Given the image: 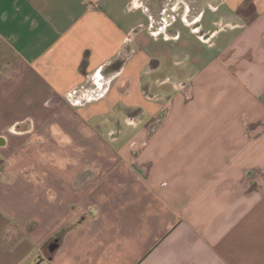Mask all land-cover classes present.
Listing matches in <instances>:
<instances>
[{"label":"crops","instance_id":"0c3cea01","mask_svg":"<svg viewBox=\"0 0 264 264\" xmlns=\"http://www.w3.org/2000/svg\"><path fill=\"white\" fill-rule=\"evenodd\" d=\"M0 153V264H264V0H0Z\"/></svg>","mask_w":264,"mask_h":264},{"label":"rangeland","instance_id":"374dc122","mask_svg":"<svg viewBox=\"0 0 264 264\" xmlns=\"http://www.w3.org/2000/svg\"><path fill=\"white\" fill-rule=\"evenodd\" d=\"M50 148H51L50 146L44 145L43 147H40L39 149H37V151L34 152V153L33 152L28 153L27 152L26 157H47V156L48 157H51L50 155L52 153L49 152L50 151ZM66 148L67 147H65L64 150H63V147H61L60 152H59V155H61L60 153H62V151H66L65 150ZM64 155H66V152L64 153ZM76 155H78L79 157H83V154L82 155H79L78 153H76Z\"/></svg>","mask_w":264,"mask_h":264},{"label":"built area","instance_id":"2783aa9c","mask_svg":"<svg viewBox=\"0 0 264 264\" xmlns=\"http://www.w3.org/2000/svg\"><path fill=\"white\" fill-rule=\"evenodd\" d=\"M100 91L102 92V94L100 96H104L105 95V91L102 90V86H101V90Z\"/></svg>","mask_w":264,"mask_h":264},{"label":"water","instance_id":"95a60500","mask_svg":"<svg viewBox=\"0 0 264 264\" xmlns=\"http://www.w3.org/2000/svg\"><path fill=\"white\" fill-rule=\"evenodd\" d=\"M51 249H53V247H51Z\"/></svg>","mask_w":264,"mask_h":264}]
</instances>
